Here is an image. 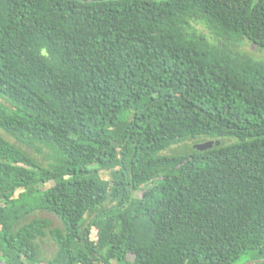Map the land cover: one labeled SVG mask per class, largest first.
Listing matches in <instances>:
<instances>
[{"label":"trees","instance_id":"trees-1","mask_svg":"<svg viewBox=\"0 0 264 264\" xmlns=\"http://www.w3.org/2000/svg\"><path fill=\"white\" fill-rule=\"evenodd\" d=\"M245 42L264 0H0V130L43 158L0 133V264H264Z\"/></svg>","mask_w":264,"mask_h":264},{"label":"rangeland","instance_id":"rangeland-1","mask_svg":"<svg viewBox=\"0 0 264 264\" xmlns=\"http://www.w3.org/2000/svg\"><path fill=\"white\" fill-rule=\"evenodd\" d=\"M202 31L204 33L207 32L205 30V28H203V27H202ZM241 48H243L244 51L251 53L255 57H260V58L264 57V51L257 49L256 46L251 42H245L244 44L241 45ZM0 133L2 135H4L7 139L11 140L12 142L19 144L24 150H26L27 152L32 154L38 160H41V161L43 160L42 156L39 153L33 151L31 148L27 147L25 144H23L21 142H16L13 137L9 136L8 134L4 133L1 130H0ZM191 142H192L191 140H186L184 142L174 144L170 148L165 149L163 152L164 153H172V152L183 151L186 148V145L191 144ZM195 143H197V142H193V145ZM139 194H140V192L137 193V195H139ZM36 214L38 216H43V217L49 218L52 221V224L55 226H61V222L55 214L49 213L47 211H37ZM95 230H96V227H94L91 231L93 235H95ZM44 241H45L43 243L44 251H45L47 256H51L56 249L55 243L52 241V239L49 236L46 237ZM126 258L128 261H131L133 259V256L131 254H129V255H127ZM246 261H248V260H245L244 262H246ZM114 263L117 264L115 261H114Z\"/></svg>","mask_w":264,"mask_h":264},{"label":"water","instance_id":"water-1","mask_svg":"<svg viewBox=\"0 0 264 264\" xmlns=\"http://www.w3.org/2000/svg\"><path fill=\"white\" fill-rule=\"evenodd\" d=\"M218 144L219 141L218 140H214V139H208V140H204V141H201V142H197L194 144V146L197 148V149H205V148H208L210 146H212V144ZM259 260H248L246 262H244L243 264H249V263H253V262H257Z\"/></svg>","mask_w":264,"mask_h":264}]
</instances>
